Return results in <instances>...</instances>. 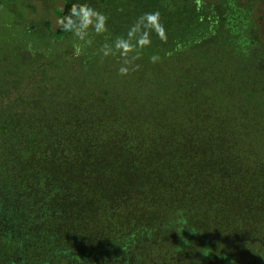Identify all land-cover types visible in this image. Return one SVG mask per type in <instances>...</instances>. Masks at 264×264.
Masks as SVG:
<instances>
[{
	"label": "trees",
	"instance_id": "obj_1",
	"mask_svg": "<svg viewBox=\"0 0 264 264\" xmlns=\"http://www.w3.org/2000/svg\"><path fill=\"white\" fill-rule=\"evenodd\" d=\"M57 1L24 0V14L30 19V9L38 16L33 2L49 10L47 2ZM62 1L52 21L46 20L50 12L44 20L30 19L32 28L43 21L39 38L47 39L49 53L17 44L13 34L9 43L0 45V264L40 240L48 244L66 236L103 242L108 227L104 224L103 233L92 232L95 223L78 214L90 198L87 191L93 194L92 206L100 210L102 224L118 218L124 206L115 200L130 184L146 187L154 172L151 166L160 161L164 173L186 182L191 176L193 185L188 182L159 205L172 201L177 208L188 198L196 200L195 193L199 203L205 195L215 200L224 187L230 191V186H238L234 199H246V209L221 213L215 206L212 212L219 216L214 227L219 242L243 247L251 243L248 250L256 255L253 249L264 240V0L241 5L236 0H121L113 13L106 7L111 0H79L100 6L109 16L113 36L123 34L141 13L160 11L166 39L153 36L152 47L138 61L141 69L128 78L117 75L118 57L101 62L96 56L102 37H96L93 48L73 55L71 37L55 23L77 0ZM260 3L261 19L255 13ZM3 34L9 35L7 27ZM153 53L159 57L155 64L148 61ZM37 56L47 58L40 68L33 63ZM34 71L40 77L32 95L8 101L6 95L17 88L7 91L5 84L19 87ZM15 72L21 81L11 77ZM47 83L50 90L41 87ZM105 145L111 147L106 149L109 156L102 153ZM94 171L106 176L96 179L93 189L86 188L79 179ZM198 173H206L220 190L205 191V185L194 180ZM116 209L118 215L113 214ZM151 214L153 219L158 216ZM172 216L180 232H186L181 250L198 229L180 210ZM168 225L154 233L141 230L131 248L144 242L142 236L148 241L156 236L159 242L167 236ZM213 241L204 238L192 248L201 258L231 263L229 253L213 254ZM258 255L256 264H264V252Z\"/></svg>",
	"mask_w": 264,
	"mask_h": 264
},
{
	"label": "rangeland",
	"instance_id": "obj_2",
	"mask_svg": "<svg viewBox=\"0 0 264 264\" xmlns=\"http://www.w3.org/2000/svg\"><path fill=\"white\" fill-rule=\"evenodd\" d=\"M255 0H236V3L238 5L245 4L246 2H252L254 3ZM258 3L262 2L261 0H256ZM240 3V4H239ZM121 4V0H111L110 4H107V9L109 12H116L118 10L119 5ZM262 4L255 5V13L257 17L261 19L262 13L261 8ZM45 4L41 2H33L32 6H35L38 16L33 14V11L31 10L28 12L30 14V19L32 20H38V19H45L47 17V13L51 15V17H48L46 20L52 21L53 20V11L55 9H62L63 8V1L58 0L57 2L48 3L47 5L49 7V10L44 8ZM102 6V4H100ZM99 8V9H98ZM105 8V6H103ZM97 9L101 11L100 6H97ZM26 10L24 8V0H0V30L3 32V27L8 28V33L3 34L0 32V45L4 42L9 43L10 36L12 35L14 40L18 42L17 44H28L30 48H34L36 50H39L42 55H46L48 50H46V38H42L40 40L39 38V25H42L43 21L37 22L38 25L34 26L32 28V20L28 19ZM36 16V17H35ZM35 17V18H34ZM56 25V23H55ZM7 36V37H6ZM64 43V44H63ZM62 43L65 45V42ZM45 48H43V46ZM33 49V50H34ZM53 51V49H52ZM34 53V52H33ZM38 58V59H37ZM37 58L33 59L34 64H38V67H42V63H44L47 58H43L42 56H37ZM51 59V58H50ZM53 59V58H52ZM115 60V58H113ZM118 59V58H116ZM49 60V59H48ZM111 60V58L109 59ZM64 65V64H63ZM39 72L34 71L32 73L31 78H26L23 82H21V85L19 87L10 86V84H4L6 85L7 91H10L11 88L16 89L13 93L6 95L8 97V101H12L15 99V97H30L35 90V87L37 88V80L40 77ZM13 79L17 77L19 81H21V78H19L15 72L13 76ZM42 88L47 87V90L51 89V86L47 84H42ZM110 146L105 145L104 151L102 153H105L107 156H109V152L106 150ZM111 149V147H110ZM164 164V162L160 161V164H153L151 167H154V172L152 176V180L146 187H139L137 188V184L133 186L130 184L127 186L124 190V194L119 198L116 199V203H120L124 207L122 210L124 211V214L118 216H115V218H109L108 220L104 219V223H101L100 219V210H98L97 206L93 207V194L90 193V190L87 191V197H90L87 201L85 200L84 204L80 206L78 210V214H84L90 218V223H95L93 225L92 232H102L104 229V224L108 227L109 233L107 234V238L104 239L103 242L99 243L98 245L104 246L108 242H115L118 239L126 238L128 236H137L142 235L141 230L145 231L144 229H148L154 233L155 228H164L165 225L169 224V231H167V236L160 239L158 242V238L156 236H153L151 241H148L145 236H142L144 238V242H140L139 246H136L135 249L133 247L130 249L133 250V252H136L138 254L139 258L144 259V253H140V251L149 252L152 251V254H150V260H152V257H154L156 260L159 261V263L163 264H256L260 260L261 251L264 252V240L261 242V246L253 249V252H256V255L252 254V251L248 250L247 246H250V244L246 246V244L243 247V244L240 245L234 244L233 241L228 242V244H225L223 242H219L220 237L218 233H220L215 227V221L218 220V213H213L212 209L216 207L217 211L221 212H242L246 209V199L245 201L242 200H235L234 196L236 191L238 190V186H230L231 182L228 181V186L233 187L230 189V191H227L224 187V191L220 193L216 199H206V196H204L202 202H198L199 193H195L194 199H187L185 204H180L177 208L175 203L172 201H166L159 205V201L163 200L164 198H170L176 194H179L183 191L188 185V182L190 185L192 184V177L188 176L186 181H181V179L176 178L177 175H168L163 172V169L159 168L158 166ZM165 165V164H164ZM150 167V168H151ZM239 169V167L230 169L231 172L236 171ZM101 172V173H100ZM206 174V173H205ZM204 173H198L197 177L194 179L198 183H201L202 185H205V191H208L209 189H212L211 191H219L220 188L217 186H214L212 178L206 177ZM223 175V174H222ZM230 175V174H229ZM106 176L105 172L102 171H94L89 172L88 174L84 175V178H80L82 182H85L87 184L86 188L93 189L94 182L96 179H99L101 177ZM228 176V180H229ZM181 181V182H179ZM179 182V183H176ZM80 184V181H77V184ZM173 183H176L174 185ZM172 184V185H171ZM225 184V182H223ZM193 185V184H192ZM207 187V189H206ZM187 196V194H185ZM224 196V199L222 197ZM85 197V198H87ZM92 199V200H90ZM145 199L151 200L152 203H155L154 206H147L144 202ZM89 202V203H88ZM66 203V202H65ZM64 203V204H65ZM163 206V210H159L158 207ZM214 205V206H213ZM100 208V206H99ZM121 208V206H120ZM176 208V209H175ZM174 209V212L172 214V211ZM176 210H180L183 219H185L188 224L191 226H195L198 230L195 233V235L187 241L190 243L189 246L184 247V249L179 250V243L181 241V236L186 232H180L179 225L174 222L173 216L175 215ZM158 212L157 218L153 219V214L151 213ZM118 209H116L113 214L118 215ZM148 213V214H147ZM126 215V217H125ZM134 217L132 220L127 221V217ZM70 217V216H69ZM117 218V219H116ZM126 220V221H125ZM87 223L89 221L87 220ZM223 226V225H222ZM84 228H87L85 225ZM142 228V229H140ZM137 230L140 231V233H137ZM138 231V232H139ZM189 230H187L188 232ZM161 232V231H160ZM104 236L102 237V239ZM204 238H208L211 240H214L211 242L210 246L211 249L214 251L213 254L223 256L230 254L228 257H232L231 263H227L229 260L226 259L225 261H221L218 258L215 257L212 258H201L198 255V252L196 249L192 248V246L199 247V244L204 240ZM102 241V240H101ZM137 241V240H136ZM251 242V241H250ZM140 253V254H139ZM144 254V255H143ZM191 254V255H190ZM131 257H134L133 253H130ZM141 259V260H142ZM148 259V258H147ZM253 261V262H252ZM142 262V261H141ZM140 262L137 261L135 264H139Z\"/></svg>",
	"mask_w": 264,
	"mask_h": 264
},
{
	"label": "clouds",
	"instance_id": "obj_3",
	"mask_svg": "<svg viewBox=\"0 0 264 264\" xmlns=\"http://www.w3.org/2000/svg\"><path fill=\"white\" fill-rule=\"evenodd\" d=\"M108 23V15L90 3H80L79 0L72 3L68 12L56 20L58 30L71 37L75 56L93 48L96 37H102V42L95 47V54L101 62L118 57L117 75L121 78H128L141 69L138 61L152 47L153 36L166 39V29L159 10L141 13L120 35H111ZM158 59L155 53L148 56L152 64L157 63Z\"/></svg>",
	"mask_w": 264,
	"mask_h": 264
},
{
	"label": "flooded vegetation",
	"instance_id": "obj_4",
	"mask_svg": "<svg viewBox=\"0 0 264 264\" xmlns=\"http://www.w3.org/2000/svg\"><path fill=\"white\" fill-rule=\"evenodd\" d=\"M134 239V236H128L113 244L108 242L104 246L98 245L101 243L99 241L88 243L83 239L66 236L55 242L50 239L48 244H42L40 240L39 244L34 243L29 248L14 252L6 264H135L137 261L139 264H163L154 257L150 260L152 251H140L145 255L143 254L144 259L139 258L138 254L130 249ZM131 252L134 257H131Z\"/></svg>",
	"mask_w": 264,
	"mask_h": 264
}]
</instances>
